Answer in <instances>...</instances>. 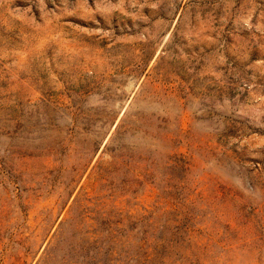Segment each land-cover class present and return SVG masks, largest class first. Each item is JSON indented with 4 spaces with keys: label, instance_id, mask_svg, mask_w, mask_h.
I'll return each instance as SVG.
<instances>
[{
    "label": "rangeland",
    "instance_id": "rangeland-1",
    "mask_svg": "<svg viewBox=\"0 0 264 264\" xmlns=\"http://www.w3.org/2000/svg\"><path fill=\"white\" fill-rule=\"evenodd\" d=\"M0 264H264V0H0Z\"/></svg>",
    "mask_w": 264,
    "mask_h": 264
}]
</instances>
